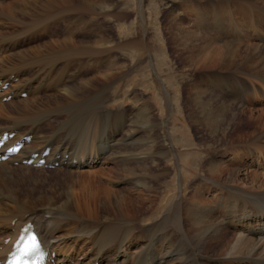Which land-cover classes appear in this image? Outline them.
<instances>
[{"label": "bare ground", "instance_id": "obj_1", "mask_svg": "<svg viewBox=\"0 0 264 264\" xmlns=\"http://www.w3.org/2000/svg\"><path fill=\"white\" fill-rule=\"evenodd\" d=\"M58 1L0 0V90L11 83L5 91H0V232L6 234V239L11 238L9 242L0 240V264H5L14 240L29 221L35 224L45 247L44 264H53L55 259V264H264V172L233 165V161L244 158L258 167L264 163V108L248 110L249 120L258 122L261 133L251 134L254 138L246 135L250 139L235 142L230 127L236 112L228 109L231 117L226 118L223 105H217L222 96L216 94L218 90L215 94L209 92L208 98V92L198 86L199 82L192 83L195 109L192 116L209 123L211 136L219 142L225 137L233 139L228 141L226 149L231 159L224 162L225 159H217L212 154L214 151H210L208 162L201 168L202 184H196L191 194H182L158 219L151 221V216H143L145 222L141 223L138 217L142 202L154 200L148 191L166 175V172L153 173L155 167L159 168V159L153 158L150 163L139 158L159 147L155 125L148 117L144 121L146 116L141 114L145 115V109L141 110L135 122L150 129L128 145L119 144L122 139L119 128L109 131L106 142L103 125L101 132L96 128L73 133L69 106L83 103L88 98L86 95H93L95 100L90 105L96 109L104 102L100 100H104L105 91L96 90L93 80L68 84L66 72L76 56L80 57L76 62L85 65L83 56L100 53L90 51L85 40L75 42L67 36L43 45L33 44L43 23L51 29ZM106 1L80 0L78 8L82 15L88 10L103 11L108 6ZM195 5L197 19L219 21L221 35L230 33L231 26L237 28L239 37L245 35L240 27L244 25L245 12L236 18L231 7L216 13L212 2L207 8ZM262 21L263 25L264 18ZM254 28L260 30L259 24ZM180 33L185 47L193 40L198 42L192 46L199 45V53H192L189 58L193 63L197 60L196 65H204L197 68L204 72L198 76L200 82L222 81L229 85V96L264 100V44L247 45L236 39L218 44L209 40L208 35L188 29ZM199 37L206 43L199 42ZM94 39L96 46L105 45L102 37ZM59 60L64 67L57 71ZM101 76L114 80L117 74L105 72ZM36 80H39L37 86ZM94 88L98 92H91ZM64 110L68 111L65 117L61 115ZM101 114L99 111L86 119L100 127ZM132 124L126 131L130 138L135 134ZM174 149L171 146L163 152L159 150V157L173 154ZM5 156L8 157L3 162ZM103 158L113 163L110 169L99 165ZM39 163H43L41 167L56 164L58 171L68 175L70 185L65 196L52 193L40 205L30 206L20 198L17 184L28 181ZM102 173L105 176L100 178ZM117 182L121 186L111 185ZM102 211L104 218L100 217ZM230 227L237 233L231 236Z\"/></svg>", "mask_w": 264, "mask_h": 264}, {"label": "rangeland", "instance_id": "obj_2", "mask_svg": "<svg viewBox=\"0 0 264 264\" xmlns=\"http://www.w3.org/2000/svg\"><path fill=\"white\" fill-rule=\"evenodd\" d=\"M79 1L70 0L67 3H61L62 1L59 0L56 3L57 12L53 15L54 19L52 20L51 29L49 24L43 23L39 27L41 30H38L40 31V36L33 44L40 43L43 45L52 39L69 36L75 42L85 40L86 44L91 47L90 51L100 52H98V55L91 53L83 56L84 61H86L85 65L81 62L77 63L76 61L80 57L79 55L76 56L74 58L75 62L73 61L70 64L66 72V77L69 80L68 84L70 85L80 84L83 80H93L94 84L97 85V89L94 88L91 92L93 91L94 93L98 88L105 91L104 100L98 98L104 102L96 109L90 105L95 100L93 95H86L88 98H85L83 103L69 106L68 111L74 121L73 133L93 131L96 128L101 132V125H103L104 141L106 142L109 131L119 128L122 130V139L119 144L125 143L128 145L135 139H139L145 134L146 130L150 129L135 122V120L139 119L137 114L145 109V115H141L146 116L143 117L145 118L144 121L150 118L152 124L154 123L159 147L152 150L153 153L140 155L139 158H146L150 163L153 158L159 159V168L154 166L153 173L161 175L166 172V175L162 176L159 182L157 181L153 184L154 189L148 191L154 200L152 202H142L141 204L140 214L142 215L140 216L139 214V221L141 223L145 222L144 218H142L143 216L146 218L151 216V221H154L164 215L166 210L171 208L173 202L179 200L182 194H191L196 184H199V182L202 184L199 179L200 175L203 174L201 168L205 167L208 162L211 156L209 154L211 153L210 151H214L212 154H215L217 159H225L224 162H227L229 157L226 152L229 151H226V149H228L230 140L235 138V142L247 140L252 135L258 136L261 133L260 130H262L257 121L249 120L248 110L250 108H264V100L258 101L254 96H250L247 99L229 96L227 94L230 90L229 85L224 84L222 81L205 79L200 82L198 76L204 72L203 70H197V68L204 65H196L197 60L193 63L189 58L192 53H199V45L192 46L198 42L193 40L190 45L188 44L189 46L187 45L188 48L185 47L182 44L183 35L180 32L188 29L204 36L208 35L209 40H214L218 44H223L226 41H235V39L236 41L241 40L247 45L251 43L264 44V24L262 25L264 0H250V3L248 0H226L227 3H222L220 0H107L104 2L109 6L105 9L106 11H100L99 9L88 10L83 15L78 8ZM89 1L99 2V0ZM209 2H212L215 6H213V10H216V13H221L231 7L230 10L233 13L236 12L234 16L238 18L241 15L240 12H245L247 16L242 17L245 20L244 25L240 26L245 35L242 38L239 37L236 32L237 28L231 26L229 29L232 32L224 34L227 36L225 37L219 31V21L200 22L197 19L194 6L197 4L207 8ZM256 23L259 24L260 30L254 28L257 25ZM237 27L239 28V25ZM245 29L248 33H246ZM96 37H102L103 41L105 40V45L96 46L94 39ZM136 41L143 42V44L139 45ZM203 41L206 43L205 39H200L199 42L203 43ZM55 49H59V47H55ZM59 61L57 62L58 65H56L57 71L59 69L62 70L64 67L62 60ZM114 71L117 74L114 80L112 78L105 79V77L101 76L105 72L111 73ZM216 71L224 72L218 69ZM57 73L59 74V72ZM96 77L98 78L95 79ZM197 82H199L198 86L201 89H205L208 92V98L211 97L209 92L215 94L216 90H218L216 94L222 96L218 99L219 103L217 105H223L224 110H226V118L231 117L230 112L227 111L228 109L236 112L237 117L232 121L230 127L236 137H232L233 139L225 137L219 142L218 139L211 136L209 123L201 122L199 117L192 116V112L195 109L192 101L193 92L191 91H193V88L191 84H197ZM217 82L220 85H216L218 84ZM9 83L3 86L0 91H5L11 84ZM38 83L39 80H36L34 85L37 86ZM98 99L96 100L99 101ZM57 111L58 109L55 112L57 113ZM68 111L64 110L61 115L64 114L63 116L65 117ZM99 111L102 113L99 117L101 128L97 125H92L95 123L94 121L86 119V117H94ZM60 118V116L58 119L56 118L57 121H60ZM83 118L87 121L84 122ZM57 121L55 122L56 124H58ZM130 124H132L131 127H134L133 134H135L133 138L126 136V131ZM246 135H249L250 138H246L248 137ZM261 144L259 143V145ZM171 146L175 147L173 154L160 158L158 151L166 150ZM108 161V158H103V163L101 162L99 165L108 166L107 168H109L113 163ZM239 161H233V165H236V167L240 166V169L247 166V168H250L249 170L264 172V163L258 167L254 161L255 164H250L251 160L248 158L240 159ZM37 166L35 165L37 169L29 175L28 181L17 184L20 189V198L25 199L31 206L40 205L42 203L40 201H43L52 193L55 196H65L67 187L70 185V179H66L68 175L58 171L56 169L58 167L55 165H50V167ZM104 176L103 173L99 175L100 178ZM111 185L121 186L119 182ZM25 188L30 190L23 191ZM40 198L41 200H39ZM104 214L102 211L100 217L104 218ZM230 229V235L232 236L237 230L233 229V227H230ZM2 239L6 242V234L0 232L1 243ZM212 245L214 246L215 244L213 243ZM81 257L83 258V256ZM55 262L56 259L53 264Z\"/></svg>", "mask_w": 264, "mask_h": 264}]
</instances>
